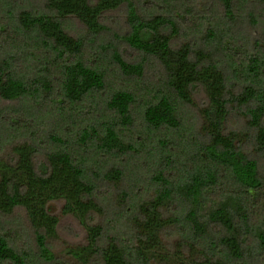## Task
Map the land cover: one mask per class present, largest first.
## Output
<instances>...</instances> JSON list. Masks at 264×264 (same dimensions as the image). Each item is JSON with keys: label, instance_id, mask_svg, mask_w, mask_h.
<instances>
[{"label": "trees", "instance_id": "1", "mask_svg": "<svg viewBox=\"0 0 264 264\" xmlns=\"http://www.w3.org/2000/svg\"><path fill=\"white\" fill-rule=\"evenodd\" d=\"M25 1L0 0V100L26 102L0 115V129L8 142L21 123L27 138L11 145L13 157H0V264L30 263L3 231L18 208L38 257L53 264L47 239L59 220L51 200L85 228L87 244L69 249L83 263L168 261L161 237L173 229L192 258L185 264H264V41L234 28L240 11L254 27L264 0H208L223 17H199L195 27L193 16L185 20L189 0H152L166 11L148 15L133 0ZM122 4L128 30L120 40L133 61L105 40L104 15ZM70 20L83 31L71 34ZM95 44V58H84ZM148 66L157 67L156 81L144 78ZM107 70L131 83H112ZM182 107L194 109L193 123ZM33 111L45 125L42 149L26 126ZM122 156L138 158L135 169L126 171ZM139 159L154 169L138 183ZM100 184L114 194L99 199ZM93 213L104 224L91 223Z\"/></svg>", "mask_w": 264, "mask_h": 264}, {"label": "rangeland", "instance_id": "2", "mask_svg": "<svg viewBox=\"0 0 264 264\" xmlns=\"http://www.w3.org/2000/svg\"><path fill=\"white\" fill-rule=\"evenodd\" d=\"M135 7L141 15H148L150 13H153L155 11L161 12V11H166L164 4L161 1H148L147 0H133ZM191 7H188L187 9H190L189 13H185V20L191 19V16L193 20L190 21V24H193L195 27L196 23L202 22L199 17H206V20L209 21H214L215 18H222L223 17V11L222 9L215 3L210 2L208 0H189L188 2ZM25 4H28L30 7L35 4H37V1H25ZM253 3V7H254ZM189 6V5H188ZM161 10V11H159ZM183 11V9H182ZM184 12V11H183ZM244 11L239 12V16H236L237 19L234 24V28L240 29V30H245L247 31L252 38H258L261 41H264V12H258L257 15L255 16V25L251 24V22L248 20L246 15L243 13ZM4 13H1L0 11V16L3 15ZM204 22L203 24H205ZM103 24L107 28V33H106V41L110 40L111 42L115 43L118 47L119 52L122 54L123 58L128 60V61H133L136 56V52L128 47L123 41H121L120 36L123 35L127 30H128V23H127V5L122 4L119 8L113 11H109L104 15V21ZM66 28L69 30L71 34H79L82 30V25L78 23L77 21H68L66 23ZM205 25L201 27V31L199 34L204 35V29ZM203 31V32H202ZM197 37V36H195ZM205 37V35L203 36ZM194 36H189V35H184L181 40H186V39H192ZM198 38V37H197ZM98 43V42H97ZM92 50L89 47H85L83 50V55L84 58H95L96 56L94 54V49H96L97 44L92 46ZM100 55L102 54L101 52L99 53ZM98 54V55H99ZM109 67V66H108ZM107 68V67H106ZM153 66H148L144 78H147V81H153L158 79L159 72L157 71ZM111 71L107 70V75H110ZM117 74V73H116ZM112 77V75H110ZM113 81L111 79V82H119L121 80L126 81V84L131 83L130 79H126L122 77L121 75H116ZM202 96L196 95L195 100L196 102H201ZM26 105L25 100L24 101H3L0 100V115H3L4 113H10V112H16L22 108V106ZM37 111H33V119L29 118L27 119L28 125L30 128L36 132L37 137L39 139L37 142L39 143L40 148H44L48 144L47 137L43 134L45 129V125L40 122V119L38 116H36ZM182 116L183 120L185 123H193L195 121V112L194 109L191 107H182ZM42 123V125H41ZM236 123H238L236 119ZM23 126L21 123L18 125H14L12 127V134L10 131L6 132L11 135H13V139L5 142L4 137H5V131L0 129V157L8 160L11 157H13V151H12V146L15 143L21 142L22 140L27 139L25 136H23ZM11 138V137H10ZM130 158V157H129ZM128 157L122 156V165L123 167H126L125 170L128 171L129 169L134 168L132 165H135L137 163L136 159H129ZM42 160V155H39L38 161ZM126 160V161H125ZM141 162L144 164L142 165L140 171L141 173L139 174L140 177L138 178L139 182L142 180L145 181V177H148V175L153 172L154 166L149 165L150 163L146 162L143 159ZM150 161L149 159H146ZM259 164H260V169L261 172L264 173V158L259 159ZM118 162V160H117ZM135 169V168H134ZM130 175V174H129ZM127 176V175H126ZM132 176V173L131 175ZM131 179V178H130ZM136 179V178H135ZM137 180V179H136ZM129 181V180H128ZM142 184V183H141ZM126 186H128L126 184ZM144 187V186H143ZM139 188V187H138ZM111 193L114 194V190L111 188V186L107 184H100V186L97 189V194L99 195V199H102L100 197H110ZM141 193V190H140ZM142 194V193H141ZM114 197L112 196L111 199ZM105 200V199H104ZM62 207H63V201L62 200H51L47 203V209L48 211L57 216L59 222L57 225V230L54 236H51L47 239V246L50 250V252L55 256L53 264H100L96 258L90 259L89 262L83 263L74 256L69 253V249H76L81 246H85L87 244V234L85 228L80 224V222L71 214H64L62 212ZM7 223L4 224L3 226V231H8L10 232L9 234V241L10 243L14 246V248L20 252L23 256L29 260V264H47L44 262L42 259H40L37 255V246L34 240V233L32 228L30 227L25 213L22 209H15V211L8 217ZM260 218H258L259 220ZM91 223L93 224H104V216H101L99 213H93V219L91 215ZM114 224V223H113ZM116 224V223H115ZM118 225V224H116ZM119 227L120 226H116ZM162 242L169 252V260H159L154 261V264H185L189 263L188 261H191V256L190 253L187 249V247H180L179 241H180V235L177 231L171 229L169 230V234H163L162 235ZM181 248L180 250V255H181V260L178 261L173 253H176V251ZM199 255L197 254L194 259H196L197 263H201L202 259L197 258ZM194 264V263H191Z\"/></svg>", "mask_w": 264, "mask_h": 264}]
</instances>
